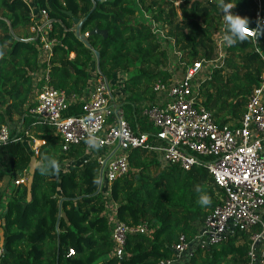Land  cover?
I'll list each match as a JSON object with an SVG mask.
<instances>
[{
	"label": "trees",
	"instance_id": "1",
	"mask_svg": "<svg viewBox=\"0 0 264 264\" xmlns=\"http://www.w3.org/2000/svg\"><path fill=\"white\" fill-rule=\"evenodd\" d=\"M36 1L54 18L51 35L60 41L54 45L51 83L68 95H86L99 51V68L110 79L116 82L119 72L128 74L121 105L132 128L147 131L150 140L157 129L142 114L143 107L155 102L156 80L173 78L164 67L170 52L180 55L183 72L197 60L219 57L216 34L224 35L219 0H180L178 4L177 0ZM224 2L236 4L232 12L247 17L250 28L259 25L258 9L264 20V0ZM67 11L76 17L87 16L82 32L98 27L108 30L107 37L91 34V46H87L76 36ZM31 25L25 0H0V123L18 122L10 139L0 141V241L7 248L3 263L164 264L178 259L174 243L182 234L188 242L197 236L200 225L222 203L224 188L204 166L187 170L164 162L152 150L135 148L129 151L128 172L113 182L106 196L99 183H94L100 177V164L94 157L86 160L85 142L64 150L56 127L38 122L37 115L29 111L42 86L36 78L42 68L39 42L27 40L32 36ZM224 51L209 77L200 81L199 96L218 122L238 124L264 70V33L258 43L252 36L232 47L224 44ZM81 113L82 103L74 102L65 115ZM35 138L43 140L36 156L28 145ZM44 156L60 163L58 176L40 173L37 164ZM68 160L78 162L64 171ZM23 170L30 172V179L16 184ZM7 177L10 180L3 187ZM201 194L210 197V205L197 203ZM109 199L116 205L119 220L146 223L150 228L148 233L128 234L122 256L114 255ZM261 229L260 225L250 231L234 227L219 243L200 241L186 264H249L252 236ZM71 248L74 254H69Z\"/></svg>",
	"mask_w": 264,
	"mask_h": 264
},
{
	"label": "built area",
	"instance_id": "2",
	"mask_svg": "<svg viewBox=\"0 0 264 264\" xmlns=\"http://www.w3.org/2000/svg\"><path fill=\"white\" fill-rule=\"evenodd\" d=\"M25 1L32 18V36L27 40L39 42V61L42 65L36 74L37 80H42V86L38 90L37 103L29 111L37 115L38 122H49L56 127L63 138L64 150L85 142V128L96 130L104 151L100 152L101 148L97 153L87 150L85 156L86 160L96 158L100 164L99 190L110 196L113 182L128 172L129 151L135 148L152 150L164 162L180 164L187 170L195 165L204 166L225 192L222 203L201 224L197 238L203 244H216L222 241L232 226L250 231L260 225L261 231L252 236L249 264H264V70L238 124L218 122L199 96L198 74L205 65L211 67V73L225 56L224 35L221 34L216 60L195 61L184 72L182 79L164 81L160 78L155 81L154 91L160 100L147 103L142 112L157 129L154 140H150L147 132L132 128L121 105L123 98H117L121 94L113 91L115 80L105 75L97 63L92 85L86 95H68L64 89H58L51 83L49 70L54 45L60 42L58 37L51 35L54 18L36 0ZM256 15L259 23H264L260 9ZM155 28L161 32L156 24ZM256 29L253 28L254 33ZM74 102L82 103V113L65 115L69 105ZM10 135V124L0 123V141H8ZM28 145L38 155L40 144L37 138L33 141L29 139ZM71 164L74 161L68 160L63 170L66 171ZM29 179L30 172L23 170L15 182L27 183ZM108 213L113 225L116 256L123 255L128 234L150 231L146 223L129 224L119 220L116 211L109 212V206ZM173 246L176 256L180 257L187 251L189 242L182 234ZM74 253L75 249L71 248L69 254ZM3 254V244L0 243V264H4ZM166 262L170 264L172 261Z\"/></svg>",
	"mask_w": 264,
	"mask_h": 264
},
{
	"label": "clouds",
	"instance_id": "3",
	"mask_svg": "<svg viewBox=\"0 0 264 264\" xmlns=\"http://www.w3.org/2000/svg\"><path fill=\"white\" fill-rule=\"evenodd\" d=\"M219 6L223 14L224 23V36L223 42L226 46L232 47L237 42H245L249 40L250 37L254 36L253 28L249 27V20L247 17H243L238 14H234L232 9L236 6L233 3H225L224 0H219ZM86 137L85 144L87 146L86 150H96L98 151L102 146V141L95 134L94 128H85ZM42 175H59L61 171L60 163L48 156H44L43 159L37 164ZM94 183H99V180L94 181ZM196 191L199 193L201 190L197 187ZM197 203L201 206L210 205L211 199L206 194H201L198 196Z\"/></svg>",
	"mask_w": 264,
	"mask_h": 264
},
{
	"label": "water",
	"instance_id": "4",
	"mask_svg": "<svg viewBox=\"0 0 264 264\" xmlns=\"http://www.w3.org/2000/svg\"><path fill=\"white\" fill-rule=\"evenodd\" d=\"M95 7H96V3H94L93 9ZM67 14L69 16H72V18H73V21L75 23L74 29H75L76 36L81 41H83L87 46H91V43L89 41V36L91 34L98 33V34L103 35L104 37H107L108 30L100 29L98 27H96L95 29H93L92 31L87 32V33L82 32L83 23H84L85 19L87 18V16H85L83 18L76 17V16H73L72 11H67ZM263 33H264V23H259V25L257 26V29H256L255 36H254V40L256 43H258L260 41V37ZM19 39H22V38H19ZM95 53H96V57H97V64L99 66L100 52L96 51ZM199 242H200V239L197 238V236H196L192 241L189 242V247H188L187 251L182 253L178 259L172 261L170 264H186V262H188L191 259V256L194 254L195 250L198 249ZM3 248H4V253H5L7 250L6 245H3ZM165 264H167V262H165Z\"/></svg>",
	"mask_w": 264,
	"mask_h": 264
},
{
	"label": "rangeland",
	"instance_id": "5",
	"mask_svg": "<svg viewBox=\"0 0 264 264\" xmlns=\"http://www.w3.org/2000/svg\"><path fill=\"white\" fill-rule=\"evenodd\" d=\"M178 2H180V0H177V4ZM163 34V33H162ZM217 37L219 38L220 37V34H218L217 32ZM159 36H162L161 33L159 34ZM163 37V36H162ZM163 43H165L163 41ZM179 54H177L176 52H170V60L168 61V63L164 64V67H166L170 73L172 74V77L171 78L172 80H178V79H182L183 77V66H184V63H181L180 59H179ZM188 58H186L185 60H187ZM209 66H206L203 68V70L201 72H199L198 74V78H199V83L201 80H203L205 77H209L210 75V70H209ZM128 76L127 73H123V72H119L117 74V77H118V80L114 83L113 85V91L115 93H117V91H122L124 95L121 94V97H117L118 99H121L122 97H125V90H124V87H123V82L125 80V77ZM38 77H40V75H38ZM119 89V90H118ZM214 113V112H213ZM215 116V115H214ZM216 118V117H215ZM39 144V143H38ZM94 153H97L96 150H93ZM36 156V155H35ZM10 180L9 177H7L4 182H3V187L8 183V181ZM108 206L110 209H115V203L109 199L108 201ZM2 243V242H1ZM3 244V243H2Z\"/></svg>",
	"mask_w": 264,
	"mask_h": 264
},
{
	"label": "crops",
	"instance_id": "6",
	"mask_svg": "<svg viewBox=\"0 0 264 264\" xmlns=\"http://www.w3.org/2000/svg\"><path fill=\"white\" fill-rule=\"evenodd\" d=\"M221 36V35H220ZM119 90V89H118ZM117 92H119V91H117ZM120 94H122V95H124L123 94V92L122 91H120L119 92ZM120 94H119V96H120ZM122 98H124V97H122ZM36 100H37V98H36ZM160 100V97L157 95V97H156V99H155V102H158ZM17 124H18V122L17 121H15L14 123H12V124H10V126H11V130H13L16 126H17ZM18 130H20V128L18 129L17 128V131ZM138 131H140V132H145V131H142L141 129L140 130H138ZM147 132V131H146ZM43 142V140H40V139H37V143H39V144H41ZM74 161V163L76 162H78V161H75V160H73ZM111 211H116V206H115V209H110L109 208V212H111ZM263 213H264V210H263ZM109 214V213H108ZM201 226V225H200ZM200 228V227H199ZM232 228H234V226H232ZM197 234H198V232H197ZM2 241H0V243H1ZM3 243V242H2ZM108 258L110 257V254L107 256ZM179 258V257H178Z\"/></svg>",
	"mask_w": 264,
	"mask_h": 264
}]
</instances>
